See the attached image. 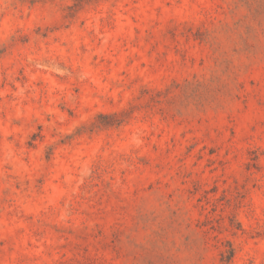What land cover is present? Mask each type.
<instances>
[{
    "label": "rangeland",
    "instance_id": "1",
    "mask_svg": "<svg viewBox=\"0 0 264 264\" xmlns=\"http://www.w3.org/2000/svg\"><path fill=\"white\" fill-rule=\"evenodd\" d=\"M0 264H264V0H0Z\"/></svg>",
    "mask_w": 264,
    "mask_h": 264
}]
</instances>
